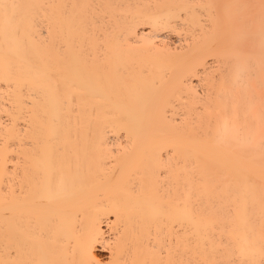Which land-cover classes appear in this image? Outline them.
Here are the masks:
<instances>
[{
	"label": "bare ground",
	"instance_id": "obj_1",
	"mask_svg": "<svg viewBox=\"0 0 264 264\" xmlns=\"http://www.w3.org/2000/svg\"><path fill=\"white\" fill-rule=\"evenodd\" d=\"M0 264H264V0H0Z\"/></svg>",
	"mask_w": 264,
	"mask_h": 264
}]
</instances>
